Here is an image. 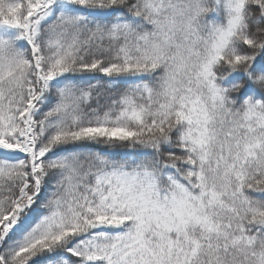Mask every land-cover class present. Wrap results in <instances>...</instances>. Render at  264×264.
Here are the masks:
<instances>
[{
    "label": "snow or ice",
    "instance_id": "obj_1",
    "mask_svg": "<svg viewBox=\"0 0 264 264\" xmlns=\"http://www.w3.org/2000/svg\"><path fill=\"white\" fill-rule=\"evenodd\" d=\"M0 264H264V0H0Z\"/></svg>",
    "mask_w": 264,
    "mask_h": 264
}]
</instances>
